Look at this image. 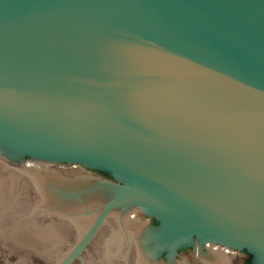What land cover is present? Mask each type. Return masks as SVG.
Instances as JSON below:
<instances>
[{"label":"water","instance_id":"1","mask_svg":"<svg viewBox=\"0 0 264 264\" xmlns=\"http://www.w3.org/2000/svg\"><path fill=\"white\" fill-rule=\"evenodd\" d=\"M186 247L264 264V0H0V264Z\"/></svg>","mask_w":264,"mask_h":264},{"label":"flooded vegetation","instance_id":"2","mask_svg":"<svg viewBox=\"0 0 264 264\" xmlns=\"http://www.w3.org/2000/svg\"><path fill=\"white\" fill-rule=\"evenodd\" d=\"M52 165L57 166V167H61V168L64 167L63 165H60V164L59 165L58 164H52ZM76 168L80 169L78 165ZM81 168L84 169L86 172H89L91 174L97 172V171H94L91 169H86L84 167H81ZM97 173H99V172H97ZM95 175H97V174H95ZM99 175L104 176V178L106 177L104 175V173H102V174L99 173ZM136 216H138V218L141 220V221L139 220L140 223H142L146 219L151 220V218L148 216H143V215H136ZM70 227L71 226H68L67 229L71 230ZM213 249H216V247ZM226 252L229 256V260H230L229 264H249L251 257H252V255L249 252L244 251V250L227 249ZM178 256H179V258H178L179 264H216L217 263L216 261H214L215 259H204L203 257L199 256L198 252H196L193 248H189V247L181 249Z\"/></svg>","mask_w":264,"mask_h":264}]
</instances>
